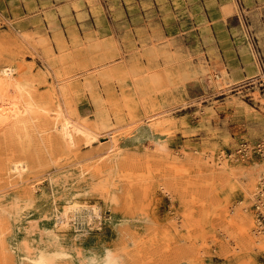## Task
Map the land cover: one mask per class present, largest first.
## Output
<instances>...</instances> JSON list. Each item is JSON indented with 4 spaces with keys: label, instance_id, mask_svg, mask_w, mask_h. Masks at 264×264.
<instances>
[{
    "label": "rangeland",
    "instance_id": "1",
    "mask_svg": "<svg viewBox=\"0 0 264 264\" xmlns=\"http://www.w3.org/2000/svg\"><path fill=\"white\" fill-rule=\"evenodd\" d=\"M87 1L0 0V59L23 58L40 94L52 83V70L74 75L71 100L96 132L103 134L105 120L106 129L135 121L137 130L121 136L133 168L121 163L102 176L82 175L99 152L96 143L83 141L78 151H58L36 169V192L0 179V204L9 210L1 238L11 252L0 253V264H26L39 251L57 250L64 253L59 264H99L107 252L122 255L123 264H264V206L258 204L264 182H256L262 188L246 199L242 177L264 166V113L253 95L264 98V0H235L226 15L221 7L229 0ZM21 34L29 35L33 49L14 44ZM220 65L230 73L229 84L209 80ZM212 107L213 116H200ZM157 111L164 112V127L149 128L143 119ZM99 137L105 145L106 136ZM153 143L169 151L151 157ZM210 153L214 159L227 155L229 171L211 168L205 162ZM171 157L179 158V168ZM73 204L79 208L75 221L61 228L58 214ZM94 205L100 220L88 219L84 207ZM235 209L246 213V221L233 217ZM250 217L259 228V246L243 244L248 237L240 232Z\"/></svg>",
    "mask_w": 264,
    "mask_h": 264
},
{
    "label": "bare ground",
    "instance_id": "2",
    "mask_svg": "<svg viewBox=\"0 0 264 264\" xmlns=\"http://www.w3.org/2000/svg\"><path fill=\"white\" fill-rule=\"evenodd\" d=\"M96 1H98V0H96ZM248 1H250V0H248ZM235 2H236L235 0H229V3L227 6L224 5V7L223 6L221 7L222 11L225 15L228 14L232 8H235V6H236ZM98 3H101V2H98ZM187 11H189V10H187ZM76 13H78V12H76ZM56 14H57V12H56ZM78 16H79V14H78ZM76 19H78V18L76 17ZM89 30H88V32H90ZM95 31H94V33H95ZM84 33H86V32H84ZM2 34H4V33H2ZM40 36L42 37V35H40ZM41 37H39L40 40H42ZM112 37H114V36L112 35ZM42 38L44 39V37H42ZM96 38H98V37H96ZM103 38H105V37H103ZM157 39H158V37L156 38V40ZM166 39L168 40V38H166ZM46 40L44 39V41H46ZM161 40H163V39H161ZM158 42H159V40L157 41V43ZM41 43H43V42H41ZM14 44H16L17 46H21V44L22 45H28L31 49L34 48L33 45L32 46L30 45L29 35H27V34H21L19 36V39L14 41ZM141 44H143V43H141ZM167 44H169V43H167ZM149 45H151V44H149ZM163 46H165V45H163ZM170 46L171 45L169 44V47ZM217 47H218V45H217ZM221 50H223V49H221ZM49 51H50V49H49ZM49 51H48V53H49ZM62 53H64V52H62ZM187 53H188V51H187ZM200 56H201V54H200ZM207 57H209V56H207ZM135 59H137V58H135ZM205 60H207V59H205ZM23 62H24L23 58H22V60H18V58L14 57V56H9V57L0 59V179L5 178L7 180V183L10 184L11 187L17 188L18 190H25L26 192H30V193L36 192L39 190V185L38 186L36 185L37 182L34 183L35 181L39 180V178H37V175H36V174H38L36 172V169L41 167L43 164H46L48 162V160H53L54 154L58 151H62V152L67 151V155H68V151H71V154H72V152L78 151L79 150V147H78L79 144L78 143L83 142V141H84L85 145H91L93 143H96L97 146H99V148H98L99 152L95 153L94 155H91V157L89 158L90 163H88L86 166H84L81 169L82 175H87V176L89 175L91 178L96 177V176L98 177L105 172H114L116 169L118 170L121 163H122V165L124 164L125 166H131L130 163H132V162L130 160L131 159L130 156H128V157L126 156L127 155L125 153L126 151L123 153L122 144H121V136L123 133H129L132 130H137L138 124L135 125V121H132L130 119L128 122H126L124 125H122L120 127H117V128L113 127L114 129L113 128L106 129L107 124H105V122H106V120H105V122L102 121L103 127H101L104 130V132L102 131L103 134H101V132H96L95 129L97 128V126L89 124L86 119L81 117L78 114V112L76 111V108L74 107L75 105L71 100L73 98L72 95L75 94L74 90L77 89L75 87V85H72V82H70V81H72V78L74 75L70 76L67 73H60V72H57L55 70H52L54 72L53 73L54 77L51 79L52 83H49V85L46 87V89H45L46 92L44 94H40V93H37V89L33 85L34 80H33L32 74L30 73V71L26 70V66ZM48 67H50V66H48ZM214 72H210V74H209V80L212 83L213 82L219 83V81H221V80H224L225 84L227 82H228V84L230 83V81H231L230 80V78H231L230 73H229V71H227L226 68H224V66L220 65V67L218 69H216V72L215 73ZM258 72H259V70H258ZM259 73H261V72H259ZM193 75H194V73H193ZM199 76H201V75H199ZM226 77H228V79H229L228 81H226L227 80ZM118 78H120V76ZM104 80H107V79H104ZM210 81H209V83H210ZM149 82H151L150 84L156 83L155 80H151ZM101 84H102V82H101ZM153 88H155V87H153ZM226 89L224 88V90H226ZM228 91H226V92H228ZM254 92H255V90H254ZM253 95L255 97V100H258L260 102L259 107H260V110L262 111V115H263V113H264L263 112L264 111V98H262L258 94L257 91L255 93H253ZM99 99H101V98H99ZM104 101L106 102L105 99H104ZM139 102H141V101H139ZM115 103H113V104H115ZM142 104H144V103H142ZM240 104H242V103H240ZM108 106H109V104H108ZM122 106H123V104H122ZM200 106H198V107H200ZM232 107H233V105H232ZM123 108H124V106H123ZM107 110H108V108H107ZM168 111H169V109H168ZM212 112H213V107L209 108V109H203L200 116L204 117V118L209 117L208 115H212ZM148 113H150V111ZM163 114H164V112H158V113L154 112V114H152V115H149L147 117L145 116V119H143V120L149 128L154 129V128H159L161 126L164 127L163 126L164 122H166V121H164V118H166V117H164ZM114 115H116V114H114ZM146 115H148V114H146ZM115 117L117 118V116H115ZM113 118H114V116H113ZM101 120H102V118H101ZM118 120H119V118H118ZM167 122H169V121L167 120ZM171 124H172V122H171ZM98 125H99V122H98ZM250 132H251V129H250ZM100 135L106 136L107 141H106L105 145L100 142V139H99ZM79 140H81V141H79ZM145 144H147V143H145ZM151 145H149V147ZM147 146H148V144H147ZM147 146H145V147H147ZM260 147H262V146H260ZM146 149H148V148H146ZM149 149L152 150L150 152L149 156L156 157V159L158 158L159 155L166 154L169 151V150L167 151L164 144H159V143H153V146L150 147ZM175 151H177V150H175ZM124 154H126V155L124 156ZM130 154H132V153L130 152ZM211 154L212 153H210L209 155H205V158H206L205 162L208 165H210L211 168L214 167L213 169H219L220 168L221 171L227 170V168L229 167L228 156L224 155L222 153L218 158L214 159ZM74 155H75V153H74ZM132 155H134V154H132ZM145 156H147V154ZM172 156H174V155H172ZM132 159H135V158H132ZM178 159L179 158H176V157L172 158L171 163L173 164V166H176L178 164V162L180 163V161H178ZM146 160H149V159H146ZM163 160L165 161V159H163ZM180 160H182V159H180ZM65 161H66V158H65ZM185 161H187V160H185ZM63 163H65V162L63 161ZM154 163H155V161H154ZM164 164H168V163H164ZM58 165H56V166H58ZM75 165H77V164H75ZM132 165H133V163H132ZM203 165H204V163H203ZM139 167H136L137 172L138 171L142 172V170L141 171L138 170ZM147 167L149 168V166H147ZM172 167H170V168L172 169ZM262 167H264V166H253V168L252 169L249 168L248 171H246L244 169L246 171V175L242 176L244 178V179L243 178L242 179L245 181V182L243 181V183H245L244 187H243V192H244V196L246 199L249 197H255L256 194L258 193V190H260L262 188V186L260 188L259 186L256 185V182H258L259 185L260 184L262 185L264 182V178H263L264 177V168H262ZM141 168H143V167H141ZM160 168H163V166ZM177 168H179V167L176 166L175 169H177ZM44 169H47V168H44ZM143 169H145V168H143ZM164 169H166V168L164 167ZM171 169H170V171H171ZM121 170H122V168L120 169V171ZM147 170H149V169H147ZM244 170H242V171H244ZM227 171H229V170H227ZM261 171L263 172V174ZM129 172H130V170H129ZM232 172L233 171H231V173ZM131 173H132V171H131ZM134 173H136V171ZM134 173H133V175H134ZM143 173H144V171H143ZM224 173L227 174L226 171H224ZM224 173L222 172V174H219V175H221L220 178L223 177L222 175ZM240 173L238 172V174H240ZM129 175L132 179L133 175L131 176L130 173H129ZM135 175H137V174H135ZM176 175H177V173H176ZM64 176H66V175H64ZM122 176H123L122 177V179H123L125 175H122ZM228 176H230V175H228ZM135 177L137 178V176H135ZM119 179H121V178H119ZM50 181H52V179H50ZM38 183H39V181H38ZM107 183H108V181H107ZM105 184L106 183H104V185ZM159 185H161V184H159ZM112 186L114 187V184ZM167 186H168V184H167ZM171 186H173V185H171ZM172 189H175V188L172 187ZM182 189H184V188H182ZM258 194H260V197H261L260 199L257 198L259 201L258 204L260 206H264V193L261 190ZM166 195H167V193H166ZM172 199H174V198H172ZM243 207H246V206H243ZM84 208L86 209V214H87L89 220H100L101 219V213L102 212H101V209L99 208V206L94 205L91 207H84ZM236 208H238V207H236ZM239 210H241V209H239ZM76 211H79V208L76 207L75 204L66 206V208H64L58 214V217H57L58 225L61 228H68L75 221ZM185 211L187 212V210H185ZM224 211H225V209H224ZM8 213H9V210H4L0 204V228L3 227V226L1 227L2 220L4 219L3 216L7 215ZM230 213L234 214L233 217H236L239 221H241V220L246 221V213H245V216H243V217L240 216L241 213H239V211L237 209L231 210ZM182 220H183V217H182ZM180 221H181V219H180ZM247 221H249V225H247L245 229L241 230L242 232H240V231L239 232L242 233V235L248 237L246 239L247 244H246V242L243 244L251 247V246H253V244L255 246V244L257 245L258 243H260L261 239L259 238L260 236L258 237V234H257V232L259 231V228H253L254 222L251 219V217ZM173 222H175V220ZM175 225H177V224H175ZM4 226H6V225H4ZM190 226H189V228H191ZM179 228H178V230H179ZM261 229H263V228H261ZM3 230H4V228L2 229V231H0V238L4 234V233L2 234ZM181 235H183V234H181ZM134 240H136V239H134ZM134 240L132 238V241H134ZM134 242H136V241H134ZM139 243H140V241H139ZM258 246H259V244H258ZM132 247H133V245H132ZM123 250H122V252H123ZM130 250H131V248H130ZM0 253L2 255H4L5 253H8V254L11 253L9 247L5 244V240L3 238L0 239ZM63 256H64V253L62 251H59V250L51 251V252L50 251H39L38 253H35L34 256L27 257L26 264H59V263H61ZM130 256H131V254L129 255V257ZM6 259H8V258L6 257ZM10 259H12V258H10ZM10 259H8V260H10ZM134 259L135 258H133V260ZM8 260H5V261H8ZM92 260H93V262L94 261L97 262L98 258L96 256H94V257H92ZM101 261L102 262H100L99 264H123L124 263L122 255L112 253V252H107L101 258ZM6 263H8V262H6ZM12 263H9V264H12ZM134 263H137V262H134Z\"/></svg>",
    "mask_w": 264,
    "mask_h": 264
}]
</instances>
